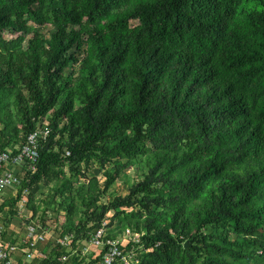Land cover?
Wrapping results in <instances>:
<instances>
[{"label":"trees","instance_id":"16d2710c","mask_svg":"<svg viewBox=\"0 0 264 264\" xmlns=\"http://www.w3.org/2000/svg\"><path fill=\"white\" fill-rule=\"evenodd\" d=\"M45 119L8 226L28 191L26 223L53 212L73 248L111 213L108 238L141 234L122 246L131 264H264V0H0V151ZM63 255L101 260L53 243L42 264Z\"/></svg>","mask_w":264,"mask_h":264},{"label":"built area","instance_id":"2783aa9c","mask_svg":"<svg viewBox=\"0 0 264 264\" xmlns=\"http://www.w3.org/2000/svg\"><path fill=\"white\" fill-rule=\"evenodd\" d=\"M49 134V122L45 119L43 128L39 127L28 134L18 154L12 155L11 150L0 151V195L8 188L14 189L20 185L19 172L23 171L24 168L35 170L39 160L40 140L46 139ZM67 153L70 152L67 151ZM17 206L19 214L23 215L27 206V196L25 194ZM110 216L112 214L108 213L102 226L92 232L87 242L79 243L77 248L72 246L74 235L60 236L52 220H48L45 225L34 222L26 225L25 234L19 241L15 242L4 240V227L0 226V264H12L15 254L20 250L25 254L27 261L36 257L45 259L48 257V253L41 250L38 244L47 243L49 240H53L55 244L72 250V252L80 250L83 254H87L91 252L92 248H96V255H101V260L97 264H121L122 262L127 264L128 258L130 259L131 256L123 253L122 246L130 241H140L141 234L126 229L125 234L121 237L108 238ZM67 259L68 255L60 256L58 264H64Z\"/></svg>","mask_w":264,"mask_h":264},{"label":"rangeland","instance_id":"374dc122","mask_svg":"<svg viewBox=\"0 0 264 264\" xmlns=\"http://www.w3.org/2000/svg\"><path fill=\"white\" fill-rule=\"evenodd\" d=\"M244 6L247 7V8H258V9H262L263 6L261 4H258L257 2H252V1H246L244 3ZM133 25L137 24L138 21L137 20H132L131 21ZM53 31L54 30V27L52 25H46L43 27V32L45 34H48L49 31ZM32 35V32L30 31L28 33V36H31ZM127 172L130 173V178L129 180L124 177V176H120L116 182L113 184V186L109 189L108 193L106 195H103L102 198H101V202H108L110 199H112L114 196L116 195H119V194H124L127 192V189H128V185H129V182H132L135 180V178H137V172L134 168H130L127 170ZM92 176H98L101 180V183L104 182V177L101 175V169L96 165L94 164L91 169L89 170L88 172V175H87V178L89 179L90 177ZM53 186L52 183L48 182L47 180H44L42 181L39 185H36L34 186V188L32 189L34 195H35V202L36 203H39L41 202V200L43 199H46L47 198V195H48V192L50 191L51 187ZM19 189V186H17L16 188H14V192H16L17 190ZM2 194H6L8 195L9 193L4 191ZM26 196H28L29 192L27 191L26 193ZM42 205H44L42 202H41ZM8 208V207H7ZM8 210V209H7ZM25 212H26V209H25ZM28 215H26V217L30 216L29 214L31 212H29V209H27V212H26ZM42 214V211H39L38 214H37V219L36 221L39 222V219H40V215ZM53 219H51L52 221L56 222V219H54V214L53 212H50L49 213ZM25 217V218H26ZM51 218V217H50ZM25 220V219H23ZM133 253L129 254L130 256L132 255ZM131 258V257H130ZM129 264H131V259L128 258V261H127ZM126 262V263H127ZM127 263V264H128ZM249 264H254L252 262H250Z\"/></svg>","mask_w":264,"mask_h":264},{"label":"crops","instance_id":"0c3cea01","mask_svg":"<svg viewBox=\"0 0 264 264\" xmlns=\"http://www.w3.org/2000/svg\"><path fill=\"white\" fill-rule=\"evenodd\" d=\"M6 192H8V189L5 190ZM8 200V195L6 194H1L0 195V206L4 203V201ZM8 208L5 207V211L0 213V226L4 227V240L5 241H19L21 239V237H23V235L25 234V230H26V225H28L26 223L24 219V217H26V215H28L26 212L23 215H16L13 217L12 221H11V225H7L6 223H4L5 219H7L8 217ZM18 209V206H17ZM30 215V214H29ZM53 240H49L47 243H41L38 244L39 248L41 250H44L46 253H50L51 247L53 245ZM96 253H87V260H95L96 259ZM12 264H42V259L40 257H36L33 260L27 261L25 258V254L20 250L18 251L13 259V263ZM96 264V263H94Z\"/></svg>","mask_w":264,"mask_h":264},{"label":"water","instance_id":"95a60500","mask_svg":"<svg viewBox=\"0 0 264 264\" xmlns=\"http://www.w3.org/2000/svg\"><path fill=\"white\" fill-rule=\"evenodd\" d=\"M188 245H189V243L187 242V243H186V246H188Z\"/></svg>","mask_w":264,"mask_h":264}]
</instances>
